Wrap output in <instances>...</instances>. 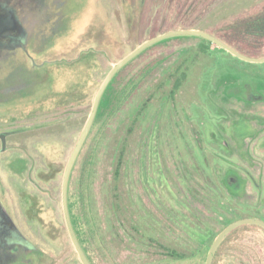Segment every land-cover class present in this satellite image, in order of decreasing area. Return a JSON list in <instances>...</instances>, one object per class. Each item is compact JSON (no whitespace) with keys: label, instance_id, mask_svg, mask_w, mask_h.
<instances>
[{"label":"rangeland","instance_id":"rangeland-1","mask_svg":"<svg viewBox=\"0 0 264 264\" xmlns=\"http://www.w3.org/2000/svg\"><path fill=\"white\" fill-rule=\"evenodd\" d=\"M0 1L15 10L23 30L18 45L0 47V133H9L5 149L0 140V205L35 249L34 256L19 249L1 264H82L65 223L62 179L110 70L144 42L175 30L213 31L243 47L245 41L236 42L238 33L248 30L260 0ZM200 42L182 35L147 47L113 76L102 95L67 193L75 229L94 264H205L224 226L246 215L264 218V162L259 160L257 136L245 140L243 147L236 145L256 129L232 126L237 112L245 111L254 115L256 128L260 103L221 96L222 85L240 83L259 98L264 66L229 55L210 66V77L226 70L211 106L221 115H210L203 110L195 75L184 90L173 96L166 92L170 81L165 78L178 58L185 59L189 48L193 51ZM211 48L210 57L224 56L215 45ZM198 59L187 67L192 70L204 61ZM160 82L163 89L148 97ZM239 88L250 94L247 87ZM144 100L147 108L130 146L128 194L137 224L193 246L194 256L179 262L153 261L148 248L137 244L131 252H114L108 243L109 213L101 204L107 196L101 182L110 170L108 153L116 147L114 135ZM228 177L230 184L239 178V185L228 186ZM261 228L244 227L233 237L240 249H252L250 255L226 253L247 264H264Z\"/></svg>","mask_w":264,"mask_h":264},{"label":"trees","instance_id":"trees-1","mask_svg":"<svg viewBox=\"0 0 264 264\" xmlns=\"http://www.w3.org/2000/svg\"><path fill=\"white\" fill-rule=\"evenodd\" d=\"M255 18H251L249 23L247 21V28L249 31H258L256 24L260 21V18ZM252 23L254 24L253 26H251ZM217 38L224 40L227 43V40L223 39L222 37ZM206 43L209 42L206 41ZM228 45L235 48L234 45ZM193 56L194 54L188 51L187 53H185V59L183 57L178 58L171 72H169L168 76L165 78V81H170L169 88L166 91L169 96H173L176 91L184 90L187 87L185 83H187V80H189L191 75L194 73L193 69L190 70V67H187L192 63ZM163 86L164 85L161 82L155 84L154 88L151 87L152 91L148 97H154L159 91L163 89ZM152 99H148L147 101H150ZM147 101L144 100V103L143 105H141L138 112L120 128V130H122L121 133L118 132L117 135H114L113 141L115 142L116 147H111V150L108 153L107 166L110 168V170L107 172L108 177H106L104 181L101 182V184H104L107 193L105 199H101V204L109 213L108 224L110 232L108 233V235L110 239L108 243L110 244L111 250H113L114 252H118L119 250L127 253L131 252L133 250L132 244H137L139 246L148 248V250H146V254L151 253L150 255L153 256V261L168 260L172 262H179L194 256L195 252L193 246L189 244L188 241H185L184 244H179L175 241L174 238L165 239L162 234L158 233L157 231L155 232V228L154 230H151V227H147L145 223H141V225L137 224V218L135 219L134 217L135 212L130 201V197L128 194L129 191L126 184V176L128 168L131 164V162H129L131 156L130 146L136 138L137 127L140 124L141 116L147 108ZM81 154L82 150L80 151L77 159L81 156ZM252 217L253 216L251 215L242 216L231 221L230 223L236 220ZM70 219L76 237L84 253L86 254L89 262L91 264H94L90 260L85 248L83 247V244L81 243L80 236L75 229L74 219L72 218L71 214ZM262 219L264 220V218ZM251 225L253 224H248L245 226L243 225L242 227L240 226L230 232L219 245L211 264H247L242 260L240 256L229 253L227 254L226 252L232 250L238 251L239 253H247V255H250V251H252V249L247 247L240 249L239 247H237L238 244L235 243V239L233 237L236 233L239 232L240 229L249 227ZM261 229L264 230L263 228ZM147 230L151 231L149 237L146 235ZM252 257H254L253 253L250 258ZM126 258L128 259V255L126 256ZM124 262L125 261H123V263ZM249 263L253 264V262Z\"/></svg>","mask_w":264,"mask_h":264},{"label":"flooded vegetation","instance_id":"flooded-vegetation-1","mask_svg":"<svg viewBox=\"0 0 264 264\" xmlns=\"http://www.w3.org/2000/svg\"><path fill=\"white\" fill-rule=\"evenodd\" d=\"M260 3L258 10V15L254 16L259 17L260 21L256 24L258 31H241L238 33L239 37L237 38L238 43H241L240 41H245V46L240 47L239 44H236L234 41L228 40L224 37L223 39L227 40V43L224 40H221L217 37H220V35L213 34L211 32L213 31H208L207 30H201L202 32H206L210 34L211 36L219 39L221 42L226 44L227 46L234 45L235 48L229 46L231 49L236 51L237 53L246 56L248 58L252 59H260V62H249L242 60L230 52L226 51L222 47L212 43L211 41L197 37V36H191V37H197L201 42L198 44V46L195 47V49L192 51L189 48V52H192L194 54L193 56V61H195V58L197 56L199 57L198 61L201 63H197L196 65L194 64L193 68V75H195L196 83L199 84L200 89H199V96L203 102V110L205 113H208L210 115L213 114V116L217 115L220 116L216 109L212 110L211 106L215 101V96H214V91L216 90L217 87H219V82H220V76L226 74V70L222 72L218 76V72H215L212 77H210V66L218 64L220 62L221 58L226 57L227 55L231 56L232 58H236L242 62H247L249 64H258L260 63L261 65L264 66V0L258 1ZM3 3L0 1V23L3 25V29L0 32V47H6V48H12L13 46L18 45L19 43V35L23 34L22 27H20L19 21L17 18L13 15L14 14V9L12 7L10 8H4L2 7ZM253 6V5H252ZM248 10V9H247ZM256 19V18H255ZM254 20V19H253ZM254 24L252 23L251 26ZM253 28V27H252ZM255 28V26H254ZM260 28V30H259ZM176 36H182V35H176ZM176 36H171V37H176ZM169 37V38H171ZM167 39V38H165ZM204 40V41H203ZM209 42V43H206ZM211 45H215L218 47L219 51H221V54L224 56H220V60H217L214 56L210 57L214 52L213 48H211ZM225 59V58H224ZM229 60V59H226ZM229 61H232L230 59ZM262 66V67H263ZM234 86V92L237 93L236 95L233 94V91L231 90V87ZM236 86H238L236 88ZM242 86L247 87V91H250L249 95L245 96L243 95V88H239ZM250 86L248 84H240L238 83L237 85H234L232 83H226L225 85L221 86V96L225 99H233L236 102H242V103H260V112H257L255 115L257 116L256 120V128L253 126V118L254 115L251 113L243 112V111H238L237 115H235V121L232 122V126H237L238 123L241 126H245V124L249 125L251 128L256 129L255 132H252L250 129V132H248L250 135H247L242 139V143L238 144L236 143L237 146L243 147V144L245 143V140L247 139H252L255 136H257L258 141L256 142V147L257 149L262 152L264 151V68H260V95L259 98L258 96L252 93V89L249 88ZM246 92V91H245ZM246 98H245V97ZM69 98L70 97H65ZM195 100L197 101V93L195 96ZM72 99L70 100V102ZM199 103V102H198ZM9 133H0V140H2V144L4 147V143L7 141L6 136ZM5 149V147H4ZM259 152V160L260 162H264V155H261ZM227 176V175H226ZM225 176V177H226ZM230 178H226V182L228 183V186H232L233 188H236L239 185V178H236V183L230 184ZM255 218V217H254ZM256 219H262V217H256ZM248 225V224H245ZM256 225V224H253ZM259 226V225H258ZM19 249H21L23 252L26 253L27 256H34L35 249L30 247V244L27 243L26 239L24 236L20 233L18 230V227H16L15 222L5 207H2L0 205V264L2 261H4L5 258L7 257H12L13 253L17 252Z\"/></svg>","mask_w":264,"mask_h":264},{"label":"water","instance_id":"water-1","mask_svg":"<svg viewBox=\"0 0 264 264\" xmlns=\"http://www.w3.org/2000/svg\"><path fill=\"white\" fill-rule=\"evenodd\" d=\"M2 29H3V25H2V23H0V32L2 31ZM176 35H189V36L201 37V38L207 39V40L211 41L212 43L222 47L226 51L230 52L231 54H233L234 56H236L242 60L249 61V62H260V59L257 60V59L248 58L246 56H243V55L237 53L236 51L231 49L229 46H227L226 44L221 42L219 39L211 36L210 34H208L206 32H202L199 30H175V31L164 33L162 35H159L153 39H150V40L144 42L143 44L138 46L133 52H131L128 56H126L125 58H123L117 64H115L113 66V68L110 70V72L106 76L105 80L103 81L102 85L100 86L98 92L95 95L91 112H90L88 119L85 123V126L81 132V135L79 136V138H78V140H77V142L73 148V151L69 157V160H68L67 165H66L65 170H64L63 179H62V204H63V213H64V218H65V223L67 226V230H68V234H69V237L71 239V242H72L82 264H91V263L89 262L86 254L84 253V251H83V249H82V247H81V245H80V243L76 237L75 231L73 229L71 219H70L69 209H68L67 193H68V184H69L71 172L73 170V167L75 165L77 157H78V155H79V153L83 147V144H84V142L88 136V133L91 130V127L93 125V122L95 120L96 113L98 110L99 102H100L102 95H103L105 89L107 88L109 82L111 81L113 76L123 66H125L130 60H132L136 55H138L141 51H143L147 47H149V46H151V45H153V44H155V43H157V42H159L165 38H168L171 36H176ZM245 224H256V225H259V226L264 228V221H262L260 219H256V218H244V219L236 220V221L228 224L214 238V240L210 246V249L208 251L205 264H211L212 263L214 255H215L219 245L221 244V242L225 239V237L230 232L235 230L236 228H238L242 225H245Z\"/></svg>","mask_w":264,"mask_h":264}]
</instances>
